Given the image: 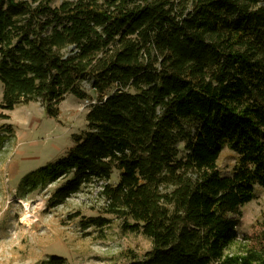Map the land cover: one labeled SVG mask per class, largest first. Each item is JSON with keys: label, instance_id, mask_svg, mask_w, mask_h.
<instances>
[{"label": "trees", "instance_id": "trees-1", "mask_svg": "<svg viewBox=\"0 0 264 264\" xmlns=\"http://www.w3.org/2000/svg\"><path fill=\"white\" fill-rule=\"evenodd\" d=\"M0 82L4 120L93 102L67 154L20 188L59 183L55 208L102 182L106 213L152 242L125 264H264V248L226 255L264 190V0H0Z\"/></svg>", "mask_w": 264, "mask_h": 264}, {"label": "rangeland", "instance_id": "rangeland-1", "mask_svg": "<svg viewBox=\"0 0 264 264\" xmlns=\"http://www.w3.org/2000/svg\"><path fill=\"white\" fill-rule=\"evenodd\" d=\"M62 0H50L58 6ZM3 86L0 82V102ZM92 101L72 95L60 105V115L49 118L40 101L18 106L0 117V264H125L130 256H142L152 247L149 238L131 233L123 220L106 213L100 195L103 183L92 181L64 204L48 207L59 183L33 192L20 188L26 175L64 157L73 146V135L86 129V116ZM1 114V111H0ZM236 155L224 149L218 167L229 175ZM114 173L111 184L118 181ZM238 238L226 251L237 255L246 248H264V190L257 187L255 199L241 208ZM109 221L103 227L84 228L88 220ZM55 258V259H53Z\"/></svg>", "mask_w": 264, "mask_h": 264}]
</instances>
